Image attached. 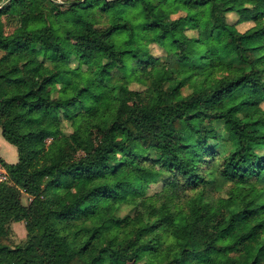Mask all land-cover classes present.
Here are the masks:
<instances>
[{"label":"trees","instance_id":"16d2710c","mask_svg":"<svg viewBox=\"0 0 264 264\" xmlns=\"http://www.w3.org/2000/svg\"><path fill=\"white\" fill-rule=\"evenodd\" d=\"M172 5L0 0V264H264V0Z\"/></svg>","mask_w":264,"mask_h":264},{"label":"rangeland","instance_id":"374dc122","mask_svg":"<svg viewBox=\"0 0 264 264\" xmlns=\"http://www.w3.org/2000/svg\"><path fill=\"white\" fill-rule=\"evenodd\" d=\"M55 1L62 3L65 0H55ZM162 3L164 5H166L167 7H169L170 14L172 17L177 16L176 7L172 5V0H162ZM11 24H13V23H11ZM243 27L244 26H240L239 28L243 29ZM5 30L7 32H10L12 30V26L7 24ZM151 49H152V52L154 54L160 53V49L155 45H153V46L151 45ZM74 75L77 77V75H78L77 72H75ZM131 87L135 88L134 84H131ZM248 95H249V97L254 98L257 96H262L263 94H262V91L260 89H257L255 91H250ZM89 102H91V99H89ZM0 133H1V131H0ZM0 138H2L1 134H0ZM6 143H8V142H6ZM7 145H8V147L3 146V145L1 146V152H2V154L6 160H9L12 162L14 159H11V157H9V155L12 154L13 156H15L17 152H16V149L13 145H11L9 143ZM257 190H258V184L255 182V180L250 181L249 185H248L249 195L254 196L256 194ZM147 200L153 202L154 197L149 196V197H147ZM22 203H24V204L28 203V196L26 194L22 195ZM102 204L105 208H107V210L109 212H112V206H111V203L108 199H104L102 201ZM9 236H10V238L14 244L22 242L26 236V230L24 227V223L22 221L11 222L10 223V235Z\"/></svg>","mask_w":264,"mask_h":264},{"label":"crops","instance_id":"0c3cea01","mask_svg":"<svg viewBox=\"0 0 264 264\" xmlns=\"http://www.w3.org/2000/svg\"><path fill=\"white\" fill-rule=\"evenodd\" d=\"M0 134H1V133H0ZM6 142H7V141L4 140L3 137L0 138V157H1L4 161H6V162H8V163L16 162V161H17V153H16L15 156H13L12 154L9 155V157H11V159H14L12 162L9 161V160H6V159L4 158V156H3L2 152H1V146L3 145V146H7V147H8V145H7L8 143H6ZM9 144H10V143H9Z\"/></svg>","mask_w":264,"mask_h":264},{"label":"built area","instance_id":"2783aa9c","mask_svg":"<svg viewBox=\"0 0 264 264\" xmlns=\"http://www.w3.org/2000/svg\"><path fill=\"white\" fill-rule=\"evenodd\" d=\"M5 179H6V171L0 162V181L5 180Z\"/></svg>","mask_w":264,"mask_h":264}]
</instances>
